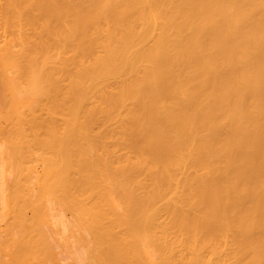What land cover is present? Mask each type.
<instances>
[{"label": "bare ground", "instance_id": "obj_1", "mask_svg": "<svg viewBox=\"0 0 264 264\" xmlns=\"http://www.w3.org/2000/svg\"><path fill=\"white\" fill-rule=\"evenodd\" d=\"M0 264H264V0H0Z\"/></svg>", "mask_w": 264, "mask_h": 264}]
</instances>
